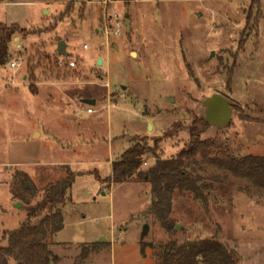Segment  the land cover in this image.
<instances>
[{
    "label": "rangeland",
    "instance_id": "374dc122",
    "mask_svg": "<svg viewBox=\"0 0 264 264\" xmlns=\"http://www.w3.org/2000/svg\"><path fill=\"white\" fill-rule=\"evenodd\" d=\"M0 24L22 31L0 68V239L70 172L63 228L49 239L52 264H157L171 242L212 238L240 264H264V190L205 178L207 209L176 191L166 231L148 214V184L133 177L103 188L95 178H110L137 142L162 141L143 171L174 158L193 126L235 158L264 157V0H0ZM61 41L67 58L57 53ZM213 94L232 104L225 128L200 122ZM18 172L38 189L27 203L12 193ZM92 244L103 248L82 256Z\"/></svg>",
    "mask_w": 264,
    "mask_h": 264
},
{
    "label": "trees",
    "instance_id": "16d2710c",
    "mask_svg": "<svg viewBox=\"0 0 264 264\" xmlns=\"http://www.w3.org/2000/svg\"><path fill=\"white\" fill-rule=\"evenodd\" d=\"M22 33L17 26L0 24V68L10 58L9 44L15 35ZM205 128V121H200ZM201 131L193 126L189 130L190 140L177 156L170 159H155L153 166L143 171L142 166L152 155L161 140L151 148L145 142H137L128 148L120 158L112 163L111 177L101 180L95 176L103 188L119 185L137 177L150 186L151 205L148 214L153 216L166 231H173L170 221L174 193H188L195 201L207 209L209 191L213 186L208 181H227L230 177L247 182L259 190H264V157L247 156L235 158L228 149L217 146L210 139L201 140ZM212 173V174H211ZM214 174V175H213ZM74 175L68 172L63 180L48 185L42 200L29 209L26 222L18 229L7 232L0 239V264H50L56 258L49 245V239L63 228L61 207L67 200L68 192L74 184ZM12 193L14 198L27 203V197L34 199L38 189L31 178L18 172L14 178ZM6 242L5 246H1ZM102 244L83 247L82 256L102 250ZM143 251V248H142ZM157 264H240L241 258L235 251L216 239H197L182 244L171 242L156 256Z\"/></svg>",
    "mask_w": 264,
    "mask_h": 264
},
{
    "label": "water",
    "instance_id": "95a60500",
    "mask_svg": "<svg viewBox=\"0 0 264 264\" xmlns=\"http://www.w3.org/2000/svg\"><path fill=\"white\" fill-rule=\"evenodd\" d=\"M125 27L127 31H129V21H125ZM66 44L64 42H59L57 45V53L60 57H68L66 52ZM101 64L102 61H99ZM82 103L93 106L95 105V101L92 100H83ZM203 106L206 109L205 113V123L209 127H221L225 128L229 125L232 118V104L229 100L223 98L218 94H213L203 102ZM148 228L145 227V233H147ZM52 264V263H51Z\"/></svg>",
    "mask_w": 264,
    "mask_h": 264
},
{
    "label": "built area",
    "instance_id": "2783aa9c",
    "mask_svg": "<svg viewBox=\"0 0 264 264\" xmlns=\"http://www.w3.org/2000/svg\"><path fill=\"white\" fill-rule=\"evenodd\" d=\"M112 20H113V23H114V26H115V33L114 34L116 36H119L120 35L121 26H122V22L118 19L117 16H114V18ZM20 65H21V62L15 60V61L11 62L10 67L12 69H15V68L20 67ZM71 66H73V64H71ZM87 113H92V110L88 109Z\"/></svg>",
    "mask_w": 264,
    "mask_h": 264
},
{
    "label": "crops",
    "instance_id": "0c3cea01",
    "mask_svg": "<svg viewBox=\"0 0 264 264\" xmlns=\"http://www.w3.org/2000/svg\"><path fill=\"white\" fill-rule=\"evenodd\" d=\"M93 113V112H92ZM92 113H88V114H92ZM38 135L40 136V134L38 133Z\"/></svg>",
    "mask_w": 264,
    "mask_h": 264
}]
</instances>
